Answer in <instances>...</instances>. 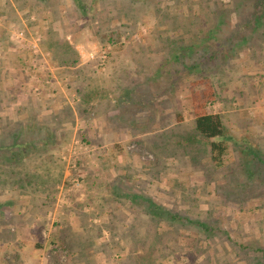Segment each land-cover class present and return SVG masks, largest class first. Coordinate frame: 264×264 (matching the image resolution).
Returning <instances> with one entry per match:
<instances>
[{"label":"rangeland","instance_id":"1","mask_svg":"<svg viewBox=\"0 0 264 264\" xmlns=\"http://www.w3.org/2000/svg\"><path fill=\"white\" fill-rule=\"evenodd\" d=\"M11 1L23 9L24 0ZM11 1L0 0V145L12 139L28 145L14 160L0 148V264H129L126 255H144L149 247L152 254L140 264H264L263 255L247 248L264 249V38L218 70L209 63L219 98L208 110L222 115L231 139L216 167L208 141L193 134L189 84L200 74L184 69L188 58L164 61V35L190 36L163 31L177 25L161 16L176 0L73 1L78 6L57 0L60 17L49 18L52 28L33 13H16ZM178 1L180 8H167L199 9L212 20L225 9L230 29L244 30L246 16L235 14L233 0ZM189 25L188 18L190 31L197 28ZM20 29L28 41L39 37L42 56L31 53L28 41L10 39ZM109 31L119 36L113 46ZM79 47L92 57L84 60ZM74 56V67L84 62L76 70L57 61ZM76 73L83 79L70 83ZM103 85L120 93H99ZM131 86L134 93L123 101ZM112 121L121 133L110 141L102 133ZM142 198L176 218L151 220ZM186 219L218 231L203 239ZM67 243L84 255H72Z\"/></svg>","mask_w":264,"mask_h":264},{"label":"trees","instance_id":"2","mask_svg":"<svg viewBox=\"0 0 264 264\" xmlns=\"http://www.w3.org/2000/svg\"><path fill=\"white\" fill-rule=\"evenodd\" d=\"M73 1L77 4L79 3L78 0H71L72 4H76ZM121 2L123 4L129 3L134 5L138 2L145 4L154 3L155 5L157 3H155L154 0H121ZM158 2L160 3L161 0ZM178 2L179 1L176 0L170 3L169 5L164 7L165 9L161 11L162 18H169L170 16H172L170 22L172 20L177 24L175 25L173 23H170V25H168L166 29H163V31H172L179 29L181 30V35L182 33H190V36L187 37V41H184V39L182 38L183 36L170 37L169 35H164L162 37V40L163 44L165 45V56H167L166 58H164V61L168 62L167 58H170L168 62L169 64L172 62L177 64L179 63V61L188 58L190 65L186 66L184 64V69H186L190 74L199 72L200 78L191 81L189 84L191 89L190 100L193 114V134L198 139L202 138L208 141L207 145L209 158L214 166L219 167L222 164L223 155L225 154L227 148L226 141H229L231 139L224 134L225 124L222 115L220 113H213L208 110V105L213 104L216 99L219 98L216 90L209 81V73H211L209 71V67L212 64L214 65V68L218 70L221 65L226 63V61L233 58H238L243 47H246L247 44H251L259 36L264 38V0H233L232 7L235 10V14L237 16H246L243 19L244 22L240 24V27L244 30L239 29L238 31H233V29H230V17L228 16V12L225 9L218 8V11H216V18L212 20L207 15L201 14L199 9L192 14H188V11L185 12V14H180L178 12H173L171 11V9L167 8L172 6L179 7ZM23 3V9H26L25 11L27 13H33V15L36 14L35 16L45 19L46 23L44 25L46 26V28H52V25L54 24V22L52 21L60 17V15H58L57 12L54 11L55 6L53 0H24ZM18 6L20 8L19 10L23 11L22 5ZM201 6L202 5H199V8H201ZM44 10H50L54 13V16H52L51 18L52 21L48 22L46 20V17H42ZM156 10L154 9V13H156ZM203 16H207V20L205 19L203 22H198V20L200 21ZM186 17L187 20L189 18V22L191 24L189 26H194L195 24H197V28L190 31L191 27H187V20L183 21V18L186 19ZM33 24H35V21ZM118 37L119 36L116 32L109 31L107 43L113 46L115 42H117ZM51 43L54 47V54H56L58 48L54 42ZM67 46L66 49L73 52L72 46H70L69 44ZM57 61L62 65L68 66H73L78 62L76 56H74L73 59L62 57ZM50 62L56 65L53 62L52 58L50 59ZM176 73L178 74V72ZM166 75L167 79H169L172 74L169 72ZM200 85H203L204 87L198 89L197 87ZM133 89L134 87L132 86L126 87L123 94H121L123 101H128V99L131 98V93H134ZM177 120H181V115L178 113ZM15 140L16 139L7 141V145H0V148L11 150L9 151V154H11L9 155V157H11L13 160L16 159L20 154L24 153V151L26 150V147L24 146L28 145L27 141L20 140V142H16ZM6 158H8V156ZM137 196L138 195H134L133 198H136ZM143 200L147 203L146 211L149 216H151V220L158 221L162 219L164 215L170 217L171 219L176 218L175 215H172L169 212L163 210L160 206L153 204L150 200ZM186 221L191 222L198 228H200L203 233V236L200 237L206 240L214 237L215 231H218V228L216 230L214 226L208 224L205 221H191L190 219H186ZM227 239L229 241L232 240L230 237H227ZM68 243V248L71 250ZM231 245L237 252H240L243 249V246L238 245L235 242H232ZM247 248L250 251L264 256L263 248L256 247L254 244H250ZM152 250V247L145 248L144 255L149 254L150 256L152 254ZM71 252L72 255L76 256L78 254L84 255L82 251L77 253L75 250H71ZM88 254L90 253L88 252ZM144 255H141V253L135 254L132 252L126 255L124 259H126L129 264H140V262L143 261ZM149 259L150 258H146V260ZM120 262L122 261H119V264H122Z\"/></svg>","mask_w":264,"mask_h":264},{"label":"crops","instance_id":"3","mask_svg":"<svg viewBox=\"0 0 264 264\" xmlns=\"http://www.w3.org/2000/svg\"><path fill=\"white\" fill-rule=\"evenodd\" d=\"M11 1V0H10ZM59 2V1H58ZM58 2H57V0L54 2V11H56V12H58ZM11 5L14 7V4H13V2L11 1ZM14 9V11L16 12V13H18L19 14V7L17 6V8H13ZM18 9V10H17ZM59 9H60V5H59ZM24 10H26V9H23V11ZM34 15H36V14H34ZM59 15V14H58ZM41 16V15H40ZM52 16H54V13L52 12V11H50L49 10V12H48V10H44V12H43V14H42V17H46L47 18V20H48V22H49V18L51 19L52 18ZM39 25H41L40 24V22H39ZM46 64H47V67H49V63H47L46 62V60H43ZM84 64V62H80L79 64H77L75 67L74 66H72V67H70V69H72V70H76L78 67H79V65H83ZM107 65H108V63H107ZM68 73V72H67ZM70 73H72V72H70ZM72 75V74H71ZM79 77V78H78ZM79 79L80 81L83 79V74H80V73H76V75H74V79H72V81H71V79L69 80L70 81V83H72V82H74V81H77L76 79ZM105 86L103 85V87L102 88H100V91H99V93H120V89L121 88H119V89H117L115 92H109L108 90H106L105 91ZM103 96V95H102ZM110 124H112L111 126L109 125H104L105 126V130H108V131H110V132H105V130L103 131V133H102V138L103 137H105V138H107L108 140H110V139H112V138H114V139H117V137H119L120 136V133H121V130H120V128H117L118 127V125H116V124H114V122L112 121V123H110ZM107 126V127H106ZM112 130V131H111ZM115 130H118L119 132L118 133H116L115 132ZM112 132V136H111V133ZM111 141V140H110ZM115 142H121V141H115ZM110 144V143H109Z\"/></svg>","mask_w":264,"mask_h":264},{"label":"built area","instance_id":"4","mask_svg":"<svg viewBox=\"0 0 264 264\" xmlns=\"http://www.w3.org/2000/svg\"><path fill=\"white\" fill-rule=\"evenodd\" d=\"M9 33H10V39L16 38V39H18L20 41H25V42L28 41V40H26V38H27L26 37V33H25V31L23 29H20V30H17V31L13 30V31H10ZM39 41H40L39 37H34V38L32 37L31 40L28 41V44H26L27 48L31 51V53L34 56H37V55H41L42 56V53H41L40 47H39ZM81 48L79 47V54L81 53L80 56L84 60L89 58V57H92V54H90L88 52H86V53L82 52L83 50ZM104 59H105V55L102 54L101 55V62L102 63L104 62L103 61ZM44 64L47 66V64L45 62H44ZM100 65H102V64L100 63ZM43 67H44V65H43ZM52 248H54L55 250H58L57 246H55V245L52 246ZM65 259H66L65 252L60 251V263L61 262L63 263L65 261Z\"/></svg>","mask_w":264,"mask_h":264}]
</instances>
